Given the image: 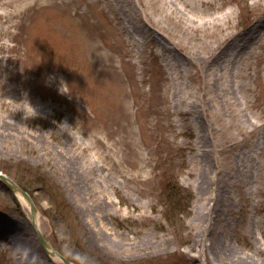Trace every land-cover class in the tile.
<instances>
[{
	"label": "rangeland",
	"instance_id": "374dc122",
	"mask_svg": "<svg viewBox=\"0 0 264 264\" xmlns=\"http://www.w3.org/2000/svg\"><path fill=\"white\" fill-rule=\"evenodd\" d=\"M263 11L264 0H0V172L31 195L55 250L75 264H230L225 244L235 264H264V41L233 66L239 105L224 92L210 100L187 62L190 50L236 42ZM57 149L98 166L89 196L59 177ZM235 162L247 177L230 180L229 206L215 210L211 181ZM0 219L23 226L14 232L36 264H63L1 179ZM4 232L0 264H23Z\"/></svg>",
	"mask_w": 264,
	"mask_h": 264
},
{
	"label": "bare ground",
	"instance_id": "6f19581e",
	"mask_svg": "<svg viewBox=\"0 0 264 264\" xmlns=\"http://www.w3.org/2000/svg\"><path fill=\"white\" fill-rule=\"evenodd\" d=\"M145 23H151L152 21L149 20L148 17L144 16ZM188 20L192 23H196L198 20L194 17H188ZM211 24H217L219 22L218 17H213L211 19ZM191 24V23H190ZM136 33L143 34V29H136ZM193 27L191 25L184 28V31L187 33V35H190V38H197L200 39V37H191L195 34L196 31H190ZM243 33V34H242ZM242 33H239L238 38H236V42H234V36L233 38L229 39V43L224 46L223 48L217 50L218 48L212 47H206L204 50L200 48L190 50L189 53H187V62H190V65H196L199 66V68L202 70L203 73V84L200 85L205 88V91H209L210 93V100L213 102L219 101V96L224 92V95H227L226 103L236 104L239 105V99H240V93H241V84L236 79V75L233 74V66L236 64V61L238 62V66L241 64L242 60L244 58H247L249 56H255L256 46L259 42L264 41V11L262 14L256 17L254 22ZM149 40L155 39L154 37L148 38ZM240 41H242V45H240ZM239 42V43H238ZM238 43V44H236ZM244 43V44H243ZM247 44L249 46L248 50H245L243 52V48L247 47ZM262 43H260L261 45ZM208 46V45H207ZM194 47V46H192ZM196 47V46H195ZM198 47V46H197ZM233 50V59L229 60L230 68H227L226 74H224V62L226 60V57L228 55V50ZM226 70V69H225ZM199 93V92H198ZM223 99V97H222ZM225 100V99H224ZM212 103V102H211ZM210 103H206V108L209 106ZM225 105V104H224ZM205 108V109H206ZM208 107L207 109H209ZM218 109L221 108L217 107ZM253 127H257V122L254 121L251 123ZM199 142L202 146H208V142L206 141L204 135L198 137ZM253 148H256V145H253ZM51 156L53 157L54 164L56 165V170L59 175L63 179L65 183H67L68 186L72 188V193L75 194V196L85 195L89 196L94 188V185L96 183L97 179V171L98 166L93 165L89 161L86 162V168L84 166V162L82 161L81 156L72 155V153H68V150H55L54 152L51 151ZM56 157V158H55ZM232 168L233 171L230 172L229 176L223 177V178H217L214 179V181H211L215 188V205L214 209L220 210L227 208L229 206L228 203V196H229V187L231 184V181L233 178H245L246 175V167H244V164L238 165L237 162L233 165ZM199 183L197 185V192L199 191L201 195L205 193L207 189V181H206V173L203 172L199 176ZM13 192V191H12ZM198 192V193H199ZM14 196L16 197L17 201L24 206L28 207V203L25 202V200L22 197V194L18 191L13 192ZM95 207V206H94ZM95 209V208H94ZM203 215V212L199 211L198 209L194 210V217L193 220H195V223L199 224L201 220V216ZM98 218H102L101 214L98 213ZM13 223V222H12ZM12 226L13 229L9 228V226ZM11 224L9 221L6 222L4 219H0V229L5 230L4 235H10V243L13 245L15 249L20 250L21 252V259L23 264H36V259L34 256L33 249L31 247L32 241L30 239H26L19 235V232H14L17 230H23V226L20 223H13ZM37 224V223H36ZM33 227V226H32ZM38 227V226H37ZM8 228V229H7ZM19 228V229H18ZM39 229V228H38ZM36 233V232H35ZM92 241L95 243H99V241L102 240L100 233L92 232ZM219 239H217L218 241ZM225 242V240H223ZM51 248V244H50ZM54 249V248H52ZM51 249V250H52ZM50 250V249H49ZM222 252V253H221ZM220 255L223 254V256L230 255L229 258H231L230 264H235L234 255L231 253V249L227 248L224 244V249L221 248ZM58 258V257H57ZM62 261V260H61ZM71 261V260H69ZM63 262V261H62ZM72 264H75L73 261H71ZM64 264V263H63ZM244 264H255L250 261L248 263Z\"/></svg>",
	"mask_w": 264,
	"mask_h": 264
},
{
	"label": "water",
	"instance_id": "95a60500",
	"mask_svg": "<svg viewBox=\"0 0 264 264\" xmlns=\"http://www.w3.org/2000/svg\"><path fill=\"white\" fill-rule=\"evenodd\" d=\"M0 179L4 183H6V185L10 188L11 191H13V192L14 191L20 192L22 194V197L25 200V202L28 203L29 210H30V214H31V224H32V226H33V228H34V230L36 232V235H37L40 243L42 244V246L44 247V249L46 250V252L49 255L58 257L60 260L63 261L64 264H72V262L69 261L68 258H66L64 255H62L57 250L52 249L53 248L52 246L50 248L49 241L42 235V233L38 229L37 224H36V218H35V215H36V205H35L32 197H31V195L23 187H21L17 182H15L14 180H12L11 178H9L8 176L4 175L1 172H0Z\"/></svg>",
	"mask_w": 264,
	"mask_h": 264
},
{
	"label": "clouds",
	"instance_id": "9594fccd",
	"mask_svg": "<svg viewBox=\"0 0 264 264\" xmlns=\"http://www.w3.org/2000/svg\"><path fill=\"white\" fill-rule=\"evenodd\" d=\"M60 91H62V92H68V91H63V90H61V86H60ZM33 107V106H32ZM34 109V108H33ZM35 110V109H34ZM35 114H36V110H35Z\"/></svg>",
	"mask_w": 264,
	"mask_h": 264
}]
</instances>
